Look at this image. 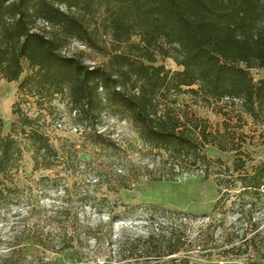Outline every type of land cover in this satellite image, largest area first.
I'll return each instance as SVG.
<instances>
[{
	"label": "trees",
	"instance_id": "16d2710c",
	"mask_svg": "<svg viewBox=\"0 0 264 264\" xmlns=\"http://www.w3.org/2000/svg\"><path fill=\"white\" fill-rule=\"evenodd\" d=\"M106 36L111 47L104 66H87L61 51L68 38L100 49ZM159 58L173 59L182 70L167 69ZM25 62L31 74L20 89L26 94L40 100L66 96L88 127L104 113H121L145 146L181 172L201 171L204 179L216 175L221 190L240 184L239 196L251 205L264 197V162L247 167L248 154L236 144L242 136L227 122L223 131L213 129L206 119L175 106L177 96L188 94L224 116L239 107L264 121V78L255 81L250 72H264V0H0L1 78L19 81ZM13 114L9 134L0 114V210L25 198L16 176L26 154L34 171L53 170L64 160L41 118L28 116L19 102ZM94 139L102 141L101 135ZM208 146L234 152L232 168L211 158ZM262 236L263 231L253 236L254 247ZM170 244L155 256L180 251ZM9 252L8 259L15 249Z\"/></svg>",
	"mask_w": 264,
	"mask_h": 264
},
{
	"label": "rangeland",
	"instance_id": "374dc122",
	"mask_svg": "<svg viewBox=\"0 0 264 264\" xmlns=\"http://www.w3.org/2000/svg\"><path fill=\"white\" fill-rule=\"evenodd\" d=\"M104 39L96 49L68 38L61 51L87 66H104L111 47L110 36ZM159 64L182 70L171 58H159ZM250 72L255 81L264 78L262 70ZM30 74L25 62L19 81L9 83L0 76L3 131L11 133L19 102L28 116L41 118L64 160L53 170L34 171L31 155H25L16 176L25 198L19 206L0 210V264H78L110 257L123 264H264V197L251 205L247 196H239L240 184L221 190L216 175L204 179L201 171L181 172L165 155L145 146L121 113H104L88 127L66 96L40 100L21 90ZM176 100L178 111L206 119L213 129L223 131L224 122L230 124L242 136L237 135L236 144L247 152L249 169L264 162V121H254L239 107L231 117L224 116L188 94ZM207 154L232 168L234 152L208 146ZM259 231L262 241L254 247L250 241ZM169 244L180 251L155 256Z\"/></svg>",
	"mask_w": 264,
	"mask_h": 264
},
{
	"label": "built area",
	"instance_id": "2783aa9c",
	"mask_svg": "<svg viewBox=\"0 0 264 264\" xmlns=\"http://www.w3.org/2000/svg\"><path fill=\"white\" fill-rule=\"evenodd\" d=\"M78 264H123V263L117 261L115 257H110V258H95L91 260H85V261H81Z\"/></svg>",
	"mask_w": 264,
	"mask_h": 264
}]
</instances>
